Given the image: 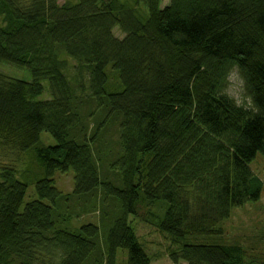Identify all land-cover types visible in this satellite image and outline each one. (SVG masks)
<instances>
[{"label": "trees", "instance_id": "trees-1", "mask_svg": "<svg viewBox=\"0 0 264 264\" xmlns=\"http://www.w3.org/2000/svg\"><path fill=\"white\" fill-rule=\"evenodd\" d=\"M161 5L0 0V66L32 76L0 72V158L35 150L42 174L21 212L28 185L0 163V264H151L130 219L161 203L173 264H256L241 245L186 240L223 234L234 209L264 194L251 168L264 156V0ZM234 70L250 106L226 92ZM43 132L55 146L37 147ZM70 170L64 194L54 177ZM94 212L98 225H72Z\"/></svg>", "mask_w": 264, "mask_h": 264}, {"label": "rangeland", "instance_id": "rangeland-1", "mask_svg": "<svg viewBox=\"0 0 264 264\" xmlns=\"http://www.w3.org/2000/svg\"><path fill=\"white\" fill-rule=\"evenodd\" d=\"M67 0H60V4H64ZM76 2L77 0H69ZM171 0H162V8L169 5ZM3 25L0 19V27ZM116 38L122 40L125 34L119 28L114 29ZM0 72L5 76L25 82H31L32 76L27 68H20L10 64L3 63L0 66ZM109 84L113 90H119L120 80L118 74L108 69ZM45 92L39 100H49V84L44 83ZM227 94L232 97L238 105L250 106V99L246 96L244 81L238 71L234 70L229 78ZM107 139L111 140L115 146L117 136L110 134ZM56 145V140L49 133L43 132L40 135V142L37 147H52ZM117 147L115 146V151ZM35 150L26 154L10 152L6 158H0V163L3 165H14L18 177L22 182L27 183L28 191L24 203L21 207V212L24 211L26 205L38 199L36 192V180L42 178V174L35 159ZM251 168L258 177L264 182V156L258 155L255 162L251 164ZM56 188L64 193L70 194L74 189V172L70 170L68 173L57 172L54 177ZM46 203V202H45ZM162 207L152 208L147 210L142 208L141 216L131 218V225L135 230L136 237L139 243L143 246L148 256L151 258V264H173L170 260V254L179 249L175 245L171 237L162 233L157 227V218L164 213L168 208V204L161 203ZM101 215L98 212L84 215L80 218H73L72 225L80 227L81 225L100 223ZM218 228L223 230V234L215 236H197L189 237L186 243L189 244H226V245H241L247 252L246 260H254L256 264H264V194L258 202H252L244 207L233 210L231 217L224 220L218 225ZM127 257V252L119 251L120 262ZM183 264V263H181Z\"/></svg>", "mask_w": 264, "mask_h": 264}]
</instances>
